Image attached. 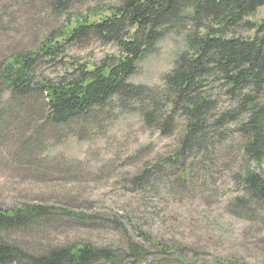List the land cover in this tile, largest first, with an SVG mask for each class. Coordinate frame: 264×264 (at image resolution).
I'll list each match as a JSON object with an SVG mask.
<instances>
[{
    "label": "trees",
    "instance_id": "trees-1",
    "mask_svg": "<svg viewBox=\"0 0 264 264\" xmlns=\"http://www.w3.org/2000/svg\"><path fill=\"white\" fill-rule=\"evenodd\" d=\"M80 4L90 5L75 10ZM51 7L55 17H62L60 26L37 49L0 61V140L17 110L40 114L41 128L62 126L72 134L102 126L112 120L115 109L138 114L146 128L161 136L181 126L178 148L129 179L137 191L156 178H174L172 169L184 182L196 162L213 164L212 156L233 138L242 162L228 212L237 217L264 215V20L248 21L264 7V0H53ZM240 28L255 34L245 37ZM172 31L186 42L173 69L158 86L132 83L139 63ZM86 39L113 44L118 55L96 64L67 54L69 46ZM64 60L65 70L56 77H38L41 64ZM223 96L229 104L220 109ZM56 217L80 223L99 219L42 205L0 208V264H143L157 255L177 253L181 264H189L184 254L190 247L144 231L140 236L149 247L131 239L127 249L81 242L35 254L11 239L18 230ZM213 264L237 262L215 259Z\"/></svg>",
    "mask_w": 264,
    "mask_h": 264
},
{
    "label": "rangeland",
    "instance_id": "rangeland-1",
    "mask_svg": "<svg viewBox=\"0 0 264 264\" xmlns=\"http://www.w3.org/2000/svg\"><path fill=\"white\" fill-rule=\"evenodd\" d=\"M52 1L0 0V61L37 49L60 26L62 17L54 16ZM88 5H77L75 10L84 11ZM262 20L264 7L248 18L256 23ZM239 32L245 37L255 34L246 28ZM157 49L139 63L132 83L160 85L176 57L186 50V42L172 31ZM118 52L115 45L93 39L67 50L69 56L96 64ZM67 61L41 64L38 77H56ZM227 104L229 99L223 96L220 109ZM26 111L11 114L0 140V208L42 205L99 219L80 223L56 217L18 230L11 239L23 249L43 254L55 246L81 242L127 249L131 239L149 247L140 236L144 231L162 241L190 247L192 251L184 254L189 264H213L215 259L264 264V215L237 217L227 209L236 195L235 174L242 162L233 138L212 156L213 164L207 167L196 162L184 182L179 181L178 170L172 169L174 178H156L133 191L129 179L135 173L178 148L181 126L174 134L161 136L146 128L138 114L115 109L112 120L102 126L79 128L72 134L62 126L41 128L40 114ZM178 257V253L157 255L143 264H181Z\"/></svg>",
    "mask_w": 264,
    "mask_h": 264
}]
</instances>
